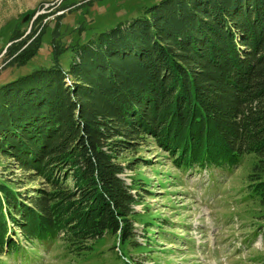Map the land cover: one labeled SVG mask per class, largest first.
I'll list each match as a JSON object with an SVG mask.
<instances>
[{
    "label": "trees",
    "instance_id": "obj_1",
    "mask_svg": "<svg viewBox=\"0 0 264 264\" xmlns=\"http://www.w3.org/2000/svg\"><path fill=\"white\" fill-rule=\"evenodd\" d=\"M44 36L10 63L25 67ZM70 50L67 68L54 45L52 66L0 85V157L22 174L0 178V257L21 252L18 234L77 256L104 236L140 248L143 179L127 185L120 160L149 140L184 172L252 158L243 192L264 221V0H160Z\"/></svg>",
    "mask_w": 264,
    "mask_h": 264
},
{
    "label": "rangeland",
    "instance_id": "obj_2",
    "mask_svg": "<svg viewBox=\"0 0 264 264\" xmlns=\"http://www.w3.org/2000/svg\"><path fill=\"white\" fill-rule=\"evenodd\" d=\"M90 1L0 0V55L10 43L12 48L45 33L39 54L25 67L12 65L7 54L0 57V85L52 66L54 45L64 50L59 61L67 68L75 56L70 49L76 44L141 15L160 0H96L85 6ZM82 4L85 7L81 8ZM40 11L44 13L31 26ZM62 15L59 34L53 38L55 21ZM26 16L29 19L23 22ZM18 32L24 35L16 38ZM133 160L139 163L136 169L126 168ZM120 162L127 185L133 179H143L138 194L133 191L139 195L134 210L140 248L122 246L116 238L104 236L93 242V251L77 256L62 245L52 250L29 244L18 234L13 238L20 241L21 252L0 257V264H264V221L256 218V210L243 192L252 158H246L232 173L200 168L184 172L149 140ZM21 176L15 165L0 157L1 179ZM31 187L28 184L23 190Z\"/></svg>",
    "mask_w": 264,
    "mask_h": 264
},
{
    "label": "water",
    "instance_id": "obj_3",
    "mask_svg": "<svg viewBox=\"0 0 264 264\" xmlns=\"http://www.w3.org/2000/svg\"><path fill=\"white\" fill-rule=\"evenodd\" d=\"M60 1H63V0H60ZM43 13H44V12H41V11L36 13L35 17L32 19L31 26H33V24H34L36 18H37L39 15L43 14ZM28 19H29V16H26V17L24 18L23 22H26ZM31 26H30V29H29V30H31ZM12 44H13V43H10V44L6 47V49L3 51V53L0 55V57H1V56H4L5 54H7L8 49L10 48V46H11Z\"/></svg>",
    "mask_w": 264,
    "mask_h": 264
}]
</instances>
